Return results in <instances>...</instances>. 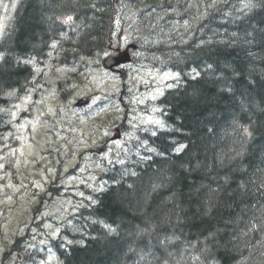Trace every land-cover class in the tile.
<instances>
[{
  "label": "trees",
  "instance_id": "trees-1",
  "mask_svg": "<svg viewBox=\"0 0 264 264\" xmlns=\"http://www.w3.org/2000/svg\"><path fill=\"white\" fill-rule=\"evenodd\" d=\"M134 12L141 38L189 22L160 40L184 80L160 100L166 130L66 221L59 263L264 264V0H17L0 40V145L31 61L93 57Z\"/></svg>",
  "mask_w": 264,
  "mask_h": 264
},
{
  "label": "rangeland",
  "instance_id": "rangeland-1",
  "mask_svg": "<svg viewBox=\"0 0 264 264\" xmlns=\"http://www.w3.org/2000/svg\"><path fill=\"white\" fill-rule=\"evenodd\" d=\"M15 4V0H0V34L8 24ZM158 16L162 19L167 14ZM161 31L175 39L180 38L189 32V23L174 18L164 24ZM158 41L159 36L149 39L150 43ZM101 54L104 56V53ZM90 63L93 65L91 68L75 77L69 75L71 70L63 67L55 70V77L45 72L43 79L48 78V85L42 90H31L14 105L12 127L3 135L0 145V264L55 262L51 254L44 259L33 256L35 261L25 260L23 251L30 254L42 251L48 235L53 236L58 231L57 224L85 203V190L91 192L103 187L98 177L104 170L105 160L106 166L113 162L110 150V155L123 154L126 152L121 150L123 144L133 139L131 134L134 131L146 130L149 125L158 126L144 113L146 108L139 107L156 101L164 88L177 79L175 74H155L144 68L125 77L101 74L94 69L96 60ZM59 81H62L60 87L57 84ZM122 85V104L126 103L131 111H135L126 115V124L133 130L124 134L122 141L110 144L103 151L100 144L112 136L110 129L113 130L115 122L126 111V107L121 108L118 104L120 98L113 101L106 94L112 95L117 86L122 88ZM83 97H89L91 103L81 109L74 108L72 105L76 99ZM55 169L61 171L58 173ZM69 169H74L72 177L66 178ZM57 173L63 193L70 196L42 203L37 218H34L31 209L38 204L39 194ZM38 223L44 231L35 226ZM17 237L23 239L19 245L23 249L7 256H12L10 263L7 260L4 262V253ZM17 254L22 256L20 260H16Z\"/></svg>",
  "mask_w": 264,
  "mask_h": 264
},
{
  "label": "flooded vegetation",
  "instance_id": "flooded-vegetation-1",
  "mask_svg": "<svg viewBox=\"0 0 264 264\" xmlns=\"http://www.w3.org/2000/svg\"><path fill=\"white\" fill-rule=\"evenodd\" d=\"M129 45V42L124 40V38H119L117 39L116 41V48H112V47H108L109 49H113V54L114 55H117L119 54L120 52H122L123 50L122 49H126L127 46ZM137 54H140L141 53V48L138 49V51H136ZM129 54L131 55L130 51H129Z\"/></svg>",
  "mask_w": 264,
  "mask_h": 264
}]
</instances>
